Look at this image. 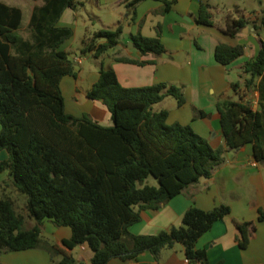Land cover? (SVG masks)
<instances>
[{
  "label": "trees",
  "instance_id": "obj_1",
  "mask_svg": "<svg viewBox=\"0 0 264 264\" xmlns=\"http://www.w3.org/2000/svg\"><path fill=\"white\" fill-rule=\"evenodd\" d=\"M39 1L23 34L22 10L0 0V151L8 156L0 161V173L8 172L12 186L26 196L24 211L34 220V226L25 230V217L15 211L13 201L0 199V254L40 248L61 256L57 264H83L67 252L83 245L93 252L92 264H107L113 258L135 259L146 251L158 258L163 249L180 244L188 264H206V252L196 243L229 214L228 206L209 211L191 207L179 227L155 235H134L129 228L140 221V210L157 209L200 179L210 178L226 150L251 145L254 160L264 165V42L256 56L242 64L247 78L231 84L238 100L216 104L225 148H213L190 126L168 124L167 111L152 110L167 97L182 106L180 87L156 83L126 88L112 69L103 66L86 96L107 107L112 125L102 126L87 114L66 113L60 83L76 73L63 44L73 32L59 21L76 0ZM142 1L130 0L126 7L134 9ZM157 1L165 13L175 0ZM196 21L213 26L210 5H200ZM248 24L258 32L264 28V16L249 21L227 15L223 33L236 38ZM121 34V25L101 29L83 39V51L99 58L117 46ZM131 42L142 55L164 53L158 35L137 34ZM243 52L241 45L220 43L215 60L226 66ZM255 91L253 109L245 97ZM45 220L70 228L71 237L63 247L41 240ZM259 220H264V212ZM254 228L250 222L237 224L240 248L247 247Z\"/></svg>",
  "mask_w": 264,
  "mask_h": 264
},
{
  "label": "crops",
  "instance_id": "obj_2",
  "mask_svg": "<svg viewBox=\"0 0 264 264\" xmlns=\"http://www.w3.org/2000/svg\"><path fill=\"white\" fill-rule=\"evenodd\" d=\"M128 1L104 0L103 3H95L99 9L105 7L117 15L110 27L121 25V36L124 35L125 39L131 41L132 36L137 34L145 37L158 35L164 53L142 55L133 43L127 46L119 41L114 48L115 56L107 57L102 66L112 69L118 82L126 88L156 83L180 87L185 97L182 106H178L172 97H167L153 105L152 110L167 111L168 124L188 125L211 147L225 148L216 104L223 99L236 101L233 98L237 94L231 84L247 78L242 72V64L255 57L264 42V28L256 32L252 24L243 28L236 38L226 36L223 33L225 18L232 15L233 18L259 21L264 16V0H175L165 13L161 1L144 0L134 9L126 7ZM202 3L211 6V27L197 24ZM123 7L128 9L126 22L121 19ZM60 21L59 25L65 26ZM68 42L63 44L66 51ZM220 43L243 46V55L229 65L219 64L215 60V48ZM114 58H129L144 61L145 64L117 62ZM76 60L74 58L73 61ZM98 78L99 66L93 71L78 72L75 77H64L60 88L66 113L76 117L87 114L96 123L108 127L112 121L107 107L86 96ZM257 98L255 91L245 100H250L253 109H256ZM7 157V153L1 150L0 161ZM223 158L210 178L200 179L157 209L140 210V221L129 231L134 235H155L171 227H179L183 214L191 207L209 211L224 205L229 207V214L216 221L196 243L198 249L206 252V264H264V220H259L260 212H264V165L254 160L251 145L236 151L226 150ZM8 181V186L13 187L11 180ZM149 183L154 184L151 180ZM24 217L31 221L26 213ZM247 222L253 223L255 228L247 247L242 249L237 243V224ZM33 226L34 223L29 222L24 229L29 230ZM70 237L69 227L56 226L50 220L43 222L42 241L63 247V242ZM67 252L78 263L92 264L93 252L87 246H77ZM185 259L183 247L176 244L163 249L158 258L146 251L135 259L113 258L107 264H186ZM60 260L61 256H50L40 248L0 254V264H57Z\"/></svg>",
  "mask_w": 264,
  "mask_h": 264
},
{
  "label": "rangeland",
  "instance_id": "obj_3",
  "mask_svg": "<svg viewBox=\"0 0 264 264\" xmlns=\"http://www.w3.org/2000/svg\"><path fill=\"white\" fill-rule=\"evenodd\" d=\"M4 3L12 6L19 7L22 10V32L25 34L27 24L29 22L31 9L41 3L39 0H1ZM103 3L104 0H76L75 7L73 9H68L64 13L61 23L62 25L68 26L72 29L73 35L69 40L67 52L69 57L73 61L75 59H80L81 62L77 63L73 61L74 71L78 72H89L99 69L106 61L107 57H114L115 52L114 48L108 49L103 55L99 58H95L92 53L83 51L82 41L84 38L91 37L95 32L101 29L111 28L110 26L117 19L108 8L102 7L98 8L95 2ZM123 17L121 18L123 22L128 20L127 12L128 9L122 8ZM233 14L235 11L233 10ZM116 17V18H115ZM119 41L125 43L127 46L132 44L131 41L125 39V36H121ZM80 53V54H79ZM87 83V82H86ZM85 84V83H84ZM233 99L238 100V96H235ZM8 179H10L8 172L0 173V199L10 198L13 201L14 209L17 213L25 215L24 205L26 202V196L19 193L14 187L8 186ZM149 180L153 181L152 178ZM25 220L24 228H27L29 222H33V219ZM2 254V253H1Z\"/></svg>",
  "mask_w": 264,
  "mask_h": 264
},
{
  "label": "built area",
  "instance_id": "obj_4",
  "mask_svg": "<svg viewBox=\"0 0 264 264\" xmlns=\"http://www.w3.org/2000/svg\"><path fill=\"white\" fill-rule=\"evenodd\" d=\"M80 62H81V60L78 59V60H77V63H80ZM82 247H83V245H82ZM185 263L188 264V260H187V259H185Z\"/></svg>",
  "mask_w": 264,
  "mask_h": 264
}]
</instances>
